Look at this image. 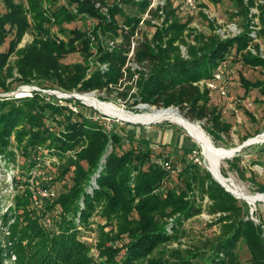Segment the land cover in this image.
Returning a JSON list of instances; mask_svg holds the SVG:
<instances>
[{"label":"trees","instance_id":"obj_1","mask_svg":"<svg viewBox=\"0 0 264 264\" xmlns=\"http://www.w3.org/2000/svg\"><path fill=\"white\" fill-rule=\"evenodd\" d=\"M2 1L7 11L0 13V48L10 37L12 40L7 52L0 51V93L13 91V81L30 85L33 81L53 80L69 94L75 90L121 92L131 40L144 31L141 22L149 0H114L111 5L107 0H52L51 5L50 0ZM61 1L76 6V11L71 12L65 5L57 7ZM235 1L241 8L238 15L242 16L244 26L239 35L228 38L220 37L214 24H210L212 35L198 33L191 28L190 21H181L171 2L167 3L162 25L155 27L151 39L145 38L136 47L135 59L143 70L136 79L135 73L127 70L129 79L135 82L127 86L128 94L134 84L137 87L131 108L141 103L167 109L177 107L186 111V118L191 121H206L205 130L215 139L222 132L230 133L232 126L222 121L218 109L210 105L211 91L200 84L212 80L220 68L230 63L241 62L264 70L261 46L251 36L257 17V38L264 39V2ZM98 2L108 8V14L97 8ZM124 5L137 6L142 15H128ZM253 8L258 9V15H251ZM150 13L153 19L159 15L158 10ZM83 15L98 20L92 32L72 29L74 37L68 42L55 34ZM145 23L154 27L151 20ZM31 30L36 38L25 48H19ZM107 33H112L116 41L122 39L121 42L112 48L105 47L100 34ZM95 40L99 41V63L109 66L106 71L100 68L88 78V66L84 63L62 62L67 55L77 52L88 60L93 56ZM183 46L187 58L182 53ZM251 48H255V54ZM13 55L18 60L12 63ZM241 84L246 94L256 89L264 94V80L253 83L241 76ZM48 99V95L37 91L18 100L20 104L14 97L0 99V155L14 159V141L19 155L34 169L42 163L44 151L49 150L61 157L58 181H70L63 192L55 195L53 204L37 210L32 206L28 180H19L26 189L15 198L13 211L17 222L7 246L8 261L14 258L16 264H241L237 253L239 244L244 242L252 255V264H264V223L256 224L245 201L227 192L207 169L186 159L185 154L192 153L191 149L183 150L181 165L171 161L173 166H181L179 173L172 174L160 164L163 160L155 156L158 142L146 132H139L141 125L120 126L114 120L107 129L98 122L105 116H88L80 110L84 106L81 101L63 100L78 108L74 111L61 105L56 97L55 101ZM175 180H181L183 188L171 186ZM197 191L202 200L209 198L211 213L221 214L217 223L222 224V233L201 246L175 248L171 251L173 259H167L164 250L181 244L188 234L185 222L203 213ZM259 192H264V184H260ZM47 214L59 234L44 226ZM95 218L105 221L104 225L98 224V259L90 255L88 244L80 239V228L92 230Z\"/></svg>","mask_w":264,"mask_h":264},{"label":"rangeland","instance_id":"obj_2","mask_svg":"<svg viewBox=\"0 0 264 264\" xmlns=\"http://www.w3.org/2000/svg\"><path fill=\"white\" fill-rule=\"evenodd\" d=\"M264 2V0H261ZM171 5L176 9L177 16L182 22H191V28H194L198 33L212 35L213 30L210 24L216 26V33L222 38L235 37L243 31L244 21L242 16L238 15L241 10L239 4L235 0H197L200 6L199 12H193L187 8L183 7V4L179 0H169ZM52 0H50L49 5H51ZM109 5L114 3V0H107ZM200 4H207L200 5ZM68 6L71 12L76 11V6L68 4V1H61L57 4V7ZM125 11L130 16H141L142 13L138 11L137 6L124 5ZM6 5L0 0V13H6ZM252 12L258 13L257 9H253ZM145 16V14H144ZM206 16V18H205ZM122 21V20H121ZM156 22L161 23L162 21L156 20ZM98 24V20L88 16H80L75 22L68 25H63L62 31L56 30L55 34L60 35L66 42L74 37L71 32L72 29H77L82 32H92ZM52 29V34H54ZM143 33H139L132 38V45L135 43L137 45L145 41V38L151 39V36L155 32V28L151 26H145L143 28ZM56 36V35H55ZM36 38V33L31 30L24 38L23 42L20 44L19 48H25L30 45ZM100 39L105 47H109L112 42H121L122 39H114L112 33L100 34ZM10 37L6 44L0 48V51L7 52L9 49ZM98 40L93 42V56L89 57L88 60L85 59L81 52L67 55L63 58L62 62L67 65H75L84 63L88 66L87 77H92L101 68V64L98 61ZM255 43L261 46V55L264 57V39H256ZM255 54V48L252 49ZM183 53L187 55V49L183 46ZM188 57V56H187ZM186 57V58H187ZM18 57L16 55L12 56V63L16 62ZM241 63V62H240ZM230 63L226 65V69L229 71V81H227V87H225V94L221 90L211 92V102L210 105L215 107L220 112L222 121L226 124L232 126L230 133L226 134L222 132L218 139L212 137L206 130V121H194L199 123L205 130L206 134L211 138L213 144L218 148H225L228 150L240 148L248 140L259 138L264 133V94L261 89H256L250 91L246 94L245 89L241 84V76L249 80L250 82H257L264 80V70L261 68L253 69L243 64ZM107 65V64H104ZM127 69L136 67L135 62L131 59L127 64ZM126 65V66H127ZM108 66V65H107ZM109 67V66H108ZM126 67H124V71ZM102 70V69H101ZM132 70V71H133ZM16 76L19 75L16 73ZM136 79V78H135ZM12 82V80H10ZM129 79L128 73H124V77L121 80V92L110 91L109 89L96 90L88 93H79L76 90L69 94L63 92L61 88L57 85V81H33L30 85H20L18 81L12 82L13 91L8 93H0V99L4 97H14L17 100V104L23 97L18 95L19 92L26 91V87H30L28 94L32 96L34 91L41 92L49 96V101L53 97L57 98V101L61 105L70 106L73 110H77L73 104L66 103L63 100L72 99V95L78 94H92L94 93L96 97L103 102L114 103L120 108L127 112L141 114V113H152L153 109L162 110L167 109L159 106H149L148 104H138L131 108V105L136 101L134 95L137 93V87L133 86L132 90L128 94L127 86L132 85ZM202 87V84H200ZM203 88V87H202ZM206 88V86H205ZM54 92V96H52ZM123 92V93H122ZM68 95L64 97L57 96ZM128 94L127 96L125 94ZM76 99V98H74ZM78 100V99H77ZM81 101V100H79ZM84 106L80 109L85 114L90 117H96L98 114L105 116V118L97 119L98 122L110 129L114 120L122 126L123 124L131 125H141L138 130L139 132H146V135H150L154 138L155 142H158L157 148H154L155 156L158 160H170L174 163L181 165L182 157L185 156L188 160H194L202 168L207 169V162L205 160L203 149L198 144V142L190 135V133L182 126L170 121L164 120L162 122L150 123V124H138L123 122L117 118H113L107 114H103L92 106H89L83 101H81ZM147 106V109H141L142 106ZM179 111L184 117H186V111H183L177 107H170ZM188 119V118H187ZM133 128V127H130ZM14 138V136H13ZM12 138V139H13ZM226 139V140H225ZM184 147L191 148L192 153L184 155L183 150H187ZM11 151L16 154L14 159L9 157L5 158L0 155V251H1V264H16L15 259L8 261L5 256L7 251V246L11 243L13 233L11 231L12 227L16 224V213L13 211L15 198L17 195H22L26 189V185H20L19 180H28V189L31 191L32 195V206L37 208V210L46 209L48 203L53 204L55 199H43L41 198V203L36 205L34 202L35 197H39V193L44 190H50L58 196V193L63 192L70 182L68 179L65 181H58V168L61 163V157L59 155H53L49 150H45L43 153V161L36 168L31 169L27 161L18 153L15 142L11 147ZM200 152V154H199ZM40 154L39 156H41ZM72 155V154H70ZM196 160V161H195ZM264 142L255 143L248 145L240 149L232 158L225 159L221 166L222 174L227 178H232L235 182L243 189V191L249 195L264 194L259 192L260 184H264ZM235 166V167H234ZM54 168L53 171L51 169ZM209 171V170H208ZM52 172V173H51ZM210 172V171H209ZM212 175V173H210ZM215 180L214 176L212 175ZM251 177H254L251 179ZM216 181V180H215ZM18 182V183H17ZM218 182V181H216ZM219 183V182H218ZM220 184V183H219ZM175 185L183 188V183L181 180L178 182L173 181L171 186ZM221 185V184H220ZM222 186V185H221ZM223 187V186H222ZM224 188V187H223ZM225 189V188H224ZM226 190V189H225ZM227 191V190H226ZM229 192V191H227ZM197 193V198L202 202L203 213L197 217L186 221L184 228L187 231V235L182 239L181 244L173 245L167 247L164 252H166L167 259H173L171 251L175 248L182 246V249H187L193 247L194 245L201 246L205 240H214L219 237L222 233V224L217 223L221 214L211 213L210 206L212 205L209 198L202 200ZM230 193V192H229ZM232 194V193H231ZM234 197L237 198L234 194ZM57 196L55 198H57ZM239 199V198H237ZM51 200V201H49ZM240 201H245L239 199ZM40 201V197H39ZM250 206L251 219L256 222V224L264 223V201L256 203L255 206L251 205L249 202L245 201ZM44 226L47 229H55L53 233H60L59 230L53 227V219H51L50 214L46 215L44 219ZM92 230H83L80 228V239L86 242L89 246L90 255L95 259H98V251L96 249V244L98 242V224H105L99 218H95ZM109 230V229H108ZM238 259L241 264H252V255L245 243H240L238 247Z\"/></svg>","mask_w":264,"mask_h":264},{"label":"bare ground","instance_id":"obj_3","mask_svg":"<svg viewBox=\"0 0 264 264\" xmlns=\"http://www.w3.org/2000/svg\"><path fill=\"white\" fill-rule=\"evenodd\" d=\"M26 88V91L18 93L20 97L24 98L30 96L28 94L30 88ZM77 97L83 100L87 105L96 107L99 111L119 120H124L128 122H141L145 124L170 120L184 127L202 147L208 169L222 185H224L239 199L247 200L253 206H255L256 203L260 201H264V195H249L243 191V189L235 182L234 179L227 178L222 174L221 166L223 161L225 159L232 158L233 156H235L237 153L235 152V149L228 150L225 148L216 147L213 144L211 138L206 134L205 130L199 123L187 119L179 111L173 108L162 110L153 109L152 113L136 114L127 112L114 103L101 101L96 97L94 93L78 94ZM141 109H147V106H142ZM256 139H264V133L261 137L255 138L254 140Z\"/></svg>","mask_w":264,"mask_h":264},{"label":"built area","instance_id":"obj_4","mask_svg":"<svg viewBox=\"0 0 264 264\" xmlns=\"http://www.w3.org/2000/svg\"><path fill=\"white\" fill-rule=\"evenodd\" d=\"M118 1H121V0H118ZM135 1H139V0H135ZM168 1L169 0H149L150 3H149L148 10L145 13V16L143 15V20L141 22L142 28H144L146 26V23H145L146 20H151V23L153 24L154 28L162 25V23L165 19L164 10H165V7L167 6ZM179 1L183 4L184 8H187L193 12H199V10L201 9L197 0H179ZM245 1L248 2V0H245ZM96 6L104 14H108V8L105 6H102V4L100 2H98ZM253 9H257V8H253ZM152 10H158V12H159L158 17L155 19H153V16L150 13ZM258 14H259V12L258 13L252 12L251 15H258ZM156 20H160L162 22L159 23V22H156ZM257 25H259V19L257 17H255L254 21H253V26H252L253 31L251 33L252 38H254L255 40L258 39L257 38V30L260 28L259 26L257 27ZM138 34L139 33H136V35H138ZM114 45H115V42H113V43L111 42L109 46H110V48H112ZM181 49H182V53H183V47ZM183 55L185 57H187V55H185L184 53H183ZM135 56H136V45L134 43L133 48H131L129 53H128V60L126 62V65L129 63V60H131V59L135 62L136 67H134V70L132 68V70L135 73V78H138V76H139L138 72L142 71L143 68L141 67L140 64L137 63ZM126 65H125L126 70L124 72L127 73L128 65L127 66ZM101 69L103 71H106L108 69V66L107 65H101ZM228 79H229V71L226 69V67H222L215 73L214 78L212 80L203 81V82H201V84H202L203 88L206 86V88H208L211 92L221 90L222 93L225 94L226 93L225 87H227ZM52 94H53L52 96H54L55 93L52 92ZM57 96H60V95L57 94ZM64 96H68V95L66 94V95H63L60 97H64ZM196 163H200L199 160H197ZM160 164L164 167V169H166L168 172H171L172 174H177L181 171V166H179V165L176 167L173 166V164L171 163L170 160H163L160 162ZM39 197H40V201H39ZM39 197L34 198V202L36 205H39L41 203L42 197H43V199H54L55 193L51 192L50 190H44V191H41L39 193Z\"/></svg>","mask_w":264,"mask_h":264},{"label":"water","instance_id":"obj_5","mask_svg":"<svg viewBox=\"0 0 264 264\" xmlns=\"http://www.w3.org/2000/svg\"><path fill=\"white\" fill-rule=\"evenodd\" d=\"M30 88V87H29ZM30 90H33L32 88H30ZM72 98H76V99H78V100H81L80 98H78L77 97V95H72ZM81 101H83V100H81ZM83 103H85L84 101H83ZM86 104V103H85ZM145 106V105H144ZM93 107V106H92ZM95 109H97L96 107H94ZM169 109V108H168ZM98 110V109H97ZM99 111V110H98ZM101 112V111H100ZM103 113V112H102ZM103 114H105V113H103ZM121 121H123V122H128V121H124V120H121ZM129 123H138V124H145V123H141V122H129ZM261 142H264V139H256V140H254V139H252V140H248L247 142H245L240 148H238V150H236L235 149V152H239L240 151V149H242L243 147H245V146H248V145H252V144H255V143H261ZM207 170H209L208 169V167H207ZM210 171V170H209ZM211 173V172H210ZM215 178V177H214ZM215 180L216 181H218L216 178H215ZM219 182V181H218ZM220 183V182H219ZM221 184V183H220ZM222 185V184H221ZM227 191H229L224 185H222ZM230 192V191H229ZM230 193H232V192H230ZM233 194V193H232ZM261 195H264V194H261ZM236 196V195H235ZM238 198V197H237ZM245 201H247V200H245ZM248 202V201H247Z\"/></svg>","mask_w":264,"mask_h":264},{"label":"crops","instance_id":"obj_6","mask_svg":"<svg viewBox=\"0 0 264 264\" xmlns=\"http://www.w3.org/2000/svg\"><path fill=\"white\" fill-rule=\"evenodd\" d=\"M223 67H225V66H223ZM230 78V77H229ZM228 81H229V79H228ZM184 148H186V149H191V148H188V147H184Z\"/></svg>","mask_w":264,"mask_h":264}]
</instances>
